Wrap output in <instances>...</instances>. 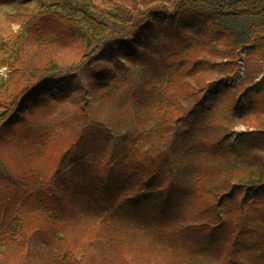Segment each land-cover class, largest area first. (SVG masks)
Segmentation results:
<instances>
[{"label": "trees", "instance_id": "16d2710c", "mask_svg": "<svg viewBox=\"0 0 264 264\" xmlns=\"http://www.w3.org/2000/svg\"><path fill=\"white\" fill-rule=\"evenodd\" d=\"M80 1L127 33H103L68 69L39 73L9 101L0 97V240L17 248L22 264H264V155L252 149L257 135L264 145V60L258 57L264 0H173L141 8L133 0L134 21L94 0ZM43 14L37 29L48 21ZM242 17L254 18L246 74L226 86L241 67L246 43L231 23ZM105 50L113 68L100 79L110 91L98 101L110 103L107 94L115 99L122 90L125 103L147 115L149 130L115 137L109 127L95 126L68 159L55 136L29 125L66 101L71 87L64 77ZM130 64L143 66L137 84L127 76ZM258 74L263 77L247 82ZM92 88L97 96L98 85ZM227 98L225 111L238 121L227 123L218 109ZM236 122L247 126L236 134L251 146L239 167L220 165L236 150ZM18 139L30 142L25 164L11 153ZM26 216L43 220L30 228Z\"/></svg>", "mask_w": 264, "mask_h": 264}, {"label": "rangeland", "instance_id": "374dc122", "mask_svg": "<svg viewBox=\"0 0 264 264\" xmlns=\"http://www.w3.org/2000/svg\"><path fill=\"white\" fill-rule=\"evenodd\" d=\"M94 1L109 12L119 14L132 21L136 20V14L138 15L139 12L133 4V0ZM172 1L137 0V4L139 8L147 2L171 6ZM229 9L226 7V10ZM43 13L50 14L46 16L48 21L41 29H37L36 25L39 19L45 16ZM66 19L75 22L74 26L71 23L67 24ZM252 22H254V18L242 17L231 23L233 30L246 45L242 48L238 59L241 64L238 75L227 79L224 82L226 86L236 85L246 74L244 61L248 60L250 55L248 53L252 48L247 45ZM43 29L44 32L40 31ZM108 32L125 35L127 28L86 7L80 0H68L67 2L56 0L54 3L45 0H28L23 3H20L19 0L0 2V97L9 101L19 87L25 85L39 73H42V76H47L68 69L79 60L82 53H88L94 47V39H99L103 33ZM260 45L259 61L264 60V45L262 43ZM18 51H22L23 55L18 54ZM17 56L23 58V64H20ZM110 56V51L105 50L102 55L87 62L79 71L64 77L63 80L71 87V90L66 92L70 94L66 97V101L54 107L51 110L52 115L46 120L29 125L36 133L47 131V137L55 136L58 146L65 145L68 148L66 152L68 159L80 153V147L85 145L88 133L95 126L109 127L115 137L125 133L138 135L149 130L147 115L141 114L142 110L129 107L123 100L122 90L114 94L115 99L106 93L108 100H111L110 103H103V100L98 101L100 94L110 91L109 87L103 86L104 80L100 79V77L105 79L109 70L113 68ZM225 61L226 59H217L219 63H225ZM249 61L251 60L249 59ZM142 67L141 64L129 65L127 76L133 84L140 81ZM212 76L219 79L222 75L215 71ZM262 77L263 74H258L254 79H248L247 82L259 80ZM93 83H96L99 88L97 96L93 95ZM229 100L225 99L221 108H218L227 123L232 116L225 111ZM235 121L238 120L231 119L230 123ZM236 123L231 128L233 131L231 139L236 145V150L219 162L220 165L232 166L233 164L239 167L248 146H251L252 140L248 142L245 136L236 134V132L245 131L247 126L241 122ZM261 128L264 130V127ZM252 129L253 127L250 128V130ZM253 142L252 149L264 155V145H262L260 135H257ZM29 146L28 140L19 141L18 139L15 145L13 143L11 153L14 154L17 164H25L23 154L29 149ZM32 157L35 159V156ZM241 168L239 173L245 172V168ZM24 220L30 228H34L42 222L43 218L41 216H26ZM255 235L256 232L253 231L246 238L247 241L253 240ZM56 250L55 254L61 252L59 247ZM243 259L247 261L248 257L243 256ZM0 264H22L17 248L10 243L4 244L2 240H0Z\"/></svg>", "mask_w": 264, "mask_h": 264}]
</instances>
